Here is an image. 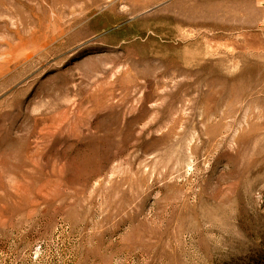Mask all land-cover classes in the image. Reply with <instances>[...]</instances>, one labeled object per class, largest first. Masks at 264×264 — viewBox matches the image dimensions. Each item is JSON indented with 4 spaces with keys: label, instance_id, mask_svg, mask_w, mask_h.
Wrapping results in <instances>:
<instances>
[{
    "label": "rangeland",
    "instance_id": "1",
    "mask_svg": "<svg viewBox=\"0 0 264 264\" xmlns=\"http://www.w3.org/2000/svg\"><path fill=\"white\" fill-rule=\"evenodd\" d=\"M0 264H264V0H0Z\"/></svg>",
    "mask_w": 264,
    "mask_h": 264
}]
</instances>
